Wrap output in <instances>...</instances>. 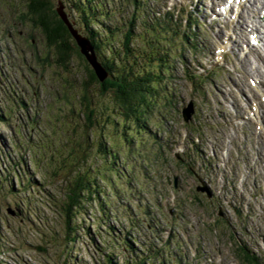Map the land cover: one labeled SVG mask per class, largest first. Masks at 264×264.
<instances>
[{
    "label": "rangeland",
    "instance_id": "374dc122",
    "mask_svg": "<svg viewBox=\"0 0 264 264\" xmlns=\"http://www.w3.org/2000/svg\"><path fill=\"white\" fill-rule=\"evenodd\" d=\"M49 1L54 9L63 4L82 36L90 30L100 36V62L103 56L121 57L124 34L136 16L133 50L143 62L149 41H158L167 65L164 87L153 98L155 109L143 118L146 124L130 123L129 141L121 139L123 131L104 124L102 116L106 109L119 113L112 95L102 96L90 85L84 89L86 57L74 53L68 69L57 65L41 32L23 17L29 1L0 0V114L8 120L0 123L2 263L108 264L110 256L125 264L130 248L126 251L119 239L133 237L142 257L156 247L159 264H244L238 259L237 238L264 264V144L256 139V124L237 125L224 104L229 97L238 104L234 89H248L250 80H257L256 70L264 74L256 54L244 50L251 31L241 34L236 25L243 20L233 34V25L225 27L234 20L231 15L217 18L213 9L220 0H138V9L130 0H94L93 5L103 2L96 5L97 21L77 11L78 0ZM242 15V24L251 26L253 13ZM108 26L119 31L105 45ZM185 32L194 33L190 43L182 38ZM221 45L230 50L225 65L217 63ZM237 47L240 51L233 56ZM235 61L239 66L229 72ZM84 95L101 112V124L87 127ZM190 101L193 108L185 123L182 110ZM236 110L239 117L246 115L241 106ZM230 135L236 138L228 145ZM100 144L113 147L119 156L112 160L101 155ZM85 171L97 181L93 189L104 195L84 202L69 231L60 213L68 196L66 182ZM199 177L207 183H199ZM222 179L228 204L213 196L209 183ZM222 202L228 213L221 210ZM234 208L237 218L232 217Z\"/></svg>",
    "mask_w": 264,
    "mask_h": 264
},
{
    "label": "trees",
    "instance_id": "16d2710c",
    "mask_svg": "<svg viewBox=\"0 0 264 264\" xmlns=\"http://www.w3.org/2000/svg\"><path fill=\"white\" fill-rule=\"evenodd\" d=\"M28 1L27 13L26 15H23V17L26 21L30 22L35 29L41 32L46 46L53 50L54 58L52 59L56 64L68 69L74 53H77L81 58H84L80 53L78 44L72 36L68 26L59 16L57 10L53 8L50 1ZM130 1H132L138 9V0ZM93 3L94 0H78L76 9L79 12L81 11L80 13L84 15V18L88 20L91 19V21H97L100 15L99 13L97 14L98 6L96 5L103 6V2H98L96 5H93ZM68 18L75 27V22L70 19L69 15ZM135 21L136 16H133L129 22L127 31L124 34V40L122 43L123 48L120 52L121 57L113 56L106 58V56H103V59L101 60L102 65L109 73L108 78L104 82H101L95 71L87 62L88 64H85V67L88 79L83 83L85 90H87L90 85L95 87L102 96L112 95V101L115 104V107L117 106L119 113L116 115L114 110L109 112V110L106 109L102 115L104 117L106 116L107 119L104 121V124L107 123L108 126L116 130L121 129L123 131L121 139H124L127 142L129 141L128 133L130 130V123H145L143 118H148L151 112L155 109L153 98H158V93L161 92L160 88L162 87L163 89L164 87V69L167 67L166 62H164V56L161 55V51L163 50L162 48H158L160 44L155 39H151L148 43L149 53L147 54L146 51L143 56H141L143 59L144 56H147L145 57L146 62H142L139 58L140 56L134 52L132 44L135 35ZM158 24L161 25L160 23ZM144 26H150L147 20L144 22ZM167 28L169 30V26H167ZM106 31L107 34L110 35V38L105 43V45H108L110 44L113 35L119 30L118 28L113 29L108 26ZM88 32L89 33H86L85 37L92 43L97 54L101 49V42L103 40L93 30ZM175 35H177V31L175 32ZM185 35L190 42L189 36L187 34ZM83 100L85 102V112L83 111V113L88 122L87 127L89 125L94 126L96 122L101 124L104 119L102 118V120L99 119L98 121L97 114L100 111L94 108L95 105L92 104V100L89 99L87 95L83 96ZM0 111L2 110L0 109ZM108 116L110 117V120H108ZM1 122H8L4 114H0V123ZM112 145L113 144H111V146ZM99 146L102 151L101 155H108L112 160H114V156L119 154V152L115 151L113 147L108 150L103 144H100ZM115 161H117V159H115ZM66 184L69 185L68 196L66 197V200L62 202L60 213L65 216V224L70 231L71 220H76L75 217L77 216L79 209H82L84 202L93 201L95 197H98L99 200L104 194L103 192L93 189L94 186L97 185V181L95 178L89 177L88 171H85L84 173L79 172L72 181H68ZM109 230L112 232V227H110ZM69 231H67V237H69ZM119 240L124 246H126V251H128L127 247L130 248L129 256H131V259L128 257L129 259L126 260L125 264H155L150 261L152 254L142 257L144 254L142 252L138 253L133 244L135 242L133 237L132 239ZM153 251L152 248L150 252ZM154 253L160 256L159 252L154 251ZM241 256L244 257L248 264H259L258 260L253 256H249L247 252L241 251ZM109 260L108 264H117L110 256ZM0 264H3L1 260Z\"/></svg>",
    "mask_w": 264,
    "mask_h": 264
},
{
    "label": "water",
    "instance_id": "95a60500",
    "mask_svg": "<svg viewBox=\"0 0 264 264\" xmlns=\"http://www.w3.org/2000/svg\"><path fill=\"white\" fill-rule=\"evenodd\" d=\"M57 13L63 19V21L68 26L72 36L76 40L78 46L80 47L81 54L86 57L87 62L90 64L92 69L95 71L101 82H104L108 76V71L103 67L102 62L97 59L96 52L92 43L85 37L82 36L79 31L74 27V25L70 22L67 13L64 11V6L61 2H59L58 7L56 8ZM98 67V68H97ZM191 110L193 108L192 103L190 104ZM187 107L185 110L189 109ZM184 110V111H185ZM187 120V119H186ZM200 191V189H198ZM202 191V190H201Z\"/></svg>",
    "mask_w": 264,
    "mask_h": 264
},
{
    "label": "bare ground",
    "instance_id": "6f19581e",
    "mask_svg": "<svg viewBox=\"0 0 264 264\" xmlns=\"http://www.w3.org/2000/svg\"><path fill=\"white\" fill-rule=\"evenodd\" d=\"M260 1V0H259ZM264 1V0H263ZM258 0H247V2H246V4H242V5H240V8H239V13H238V16L237 17H240V19H242L243 20V22L242 23H244V21H245V19H244V17L242 16V14L240 13L242 10H243V7H246V6H248L247 5V3H249L250 5H252L253 4V6L255 7V9H258ZM255 9H253L252 10V12L253 13H255L256 12V10ZM264 9V8H263ZM241 10V11H240ZM260 15V14H259ZM258 20H259V22H262V20L260 19V16H259V18H258ZM264 21V20H263ZM242 23H239V25H236V26H241V29H242V31H241V34L242 33H245L246 32V29H248L247 28V24H246V27H245V25H243ZM239 29V28H238ZM259 34V36L262 34V32H261V30L259 29V28H257L256 27V25L255 24H253V28H252V33H251V35H253V34ZM259 59L261 60V61H263L264 59H263V57L259 54ZM104 67V66H103ZM98 68V67H97ZM105 68V67H104ZM106 69V68H105ZM244 71L246 72V73H248V70H247V64L245 65V68H244ZM253 74V73H252ZM260 75L261 74H259V77L257 76V78H259L258 80H259V84H261L262 85V81H263V79H262V81H260ZM261 78H262V76H261ZM262 87H264V86H262ZM259 87H257V89H258ZM191 110V108L189 107V109H187V110H185V112H184V116H185V118L187 119V112L188 111H190Z\"/></svg>",
    "mask_w": 264,
    "mask_h": 264
}]
</instances>
